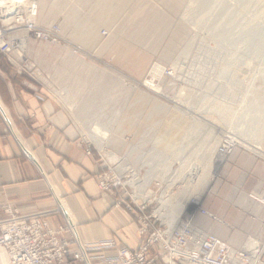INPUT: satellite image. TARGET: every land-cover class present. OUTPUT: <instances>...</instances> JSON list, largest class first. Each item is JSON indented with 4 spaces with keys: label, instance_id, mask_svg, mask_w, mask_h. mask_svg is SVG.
<instances>
[{
    "label": "crops",
    "instance_id": "obj_1",
    "mask_svg": "<svg viewBox=\"0 0 264 264\" xmlns=\"http://www.w3.org/2000/svg\"><path fill=\"white\" fill-rule=\"evenodd\" d=\"M186 3L38 0L37 24H59L63 36L88 57L76 59L58 45L28 39L25 57L37 72L32 78L29 65L12 67L0 55V221L7 219L6 209L25 216L52 212L60 202L81 243L112 239L129 249L139 246L143 238L134 218L97 186L102 165L91 143H103L111 165L125 160L139 167L138 153L131 152L149 147L125 139L134 138L141 118L151 120L149 126L154 121L140 110L141 96L132 83L180 51L188 34L181 19ZM95 118H117V126L96 127ZM202 208L219 222L196 215V228L237 250L247 239L257 240L264 264V147L260 154L235 149ZM48 220L62 223L58 214Z\"/></svg>",
    "mask_w": 264,
    "mask_h": 264
},
{
    "label": "rangeland",
    "instance_id": "obj_2",
    "mask_svg": "<svg viewBox=\"0 0 264 264\" xmlns=\"http://www.w3.org/2000/svg\"><path fill=\"white\" fill-rule=\"evenodd\" d=\"M181 19L188 34L180 51L165 64L151 65L142 80L132 83L141 96L140 110L151 113L154 126L148 125L151 120L141 118L134 138L125 141L149 147L131 152L138 153L139 167L135 168L141 170L140 175L147 173L142 166L146 161L165 162L155 166V176L167 173L171 184L177 186L178 201L186 206L202 193V207L233 153L220 161L214 159L220 142L234 134L241 143L236 149L248 153L260 147L255 153L260 154L264 147V0H187ZM53 25L61 30L58 46L76 59L88 57L63 36L59 24ZM101 36L109 35L101 32ZM26 62L31 65L29 75L35 78L36 68ZM118 77L125 85L131 84L127 77ZM111 105L105 106L114 107ZM91 121L109 130L117 126L118 119ZM81 129L88 142L89 134L83 125ZM90 138L93 140L92 135ZM102 144L99 139L91 143L98 149L99 161ZM248 241L258 242L247 239L242 248Z\"/></svg>",
    "mask_w": 264,
    "mask_h": 264
},
{
    "label": "built area",
    "instance_id": "obj_3",
    "mask_svg": "<svg viewBox=\"0 0 264 264\" xmlns=\"http://www.w3.org/2000/svg\"><path fill=\"white\" fill-rule=\"evenodd\" d=\"M37 2L0 0V55L12 67L28 66V39L54 45L62 42L57 25L44 28L37 24ZM240 146L231 134L219 143L218 149L224 158ZM253 149L254 153L259 151ZM101 151L102 171L97 176V186L134 218L137 233L143 238L139 246L129 249L112 239L81 243L75 236L76 226L60 205L52 212L25 216L6 209L7 219L0 221V249L7 254L9 264H263V247L247 242L237 250L193 225L194 214L212 222L218 220L200 205L183 210L174 190L177 186L171 184L167 173L155 176V166L165 162L146 161L142 166L147 173L140 175L141 170L125 160L111 165L105 158L107 151ZM192 210L195 213L189 214ZM55 214L62 217L57 226L48 220Z\"/></svg>",
    "mask_w": 264,
    "mask_h": 264
},
{
    "label": "bare ground",
    "instance_id": "obj_4",
    "mask_svg": "<svg viewBox=\"0 0 264 264\" xmlns=\"http://www.w3.org/2000/svg\"><path fill=\"white\" fill-rule=\"evenodd\" d=\"M217 3V2H216ZM199 4H200V2H199ZM198 4V5H199ZM214 6V5H213ZM213 9V8H212ZM203 20V19H202ZM200 21V20H199ZM201 23V22H200ZM151 83V82H150ZM150 83H145L144 84V86L145 87H147V88H150V87H152L151 86V84ZM157 92V91H156ZM94 139V138H93ZM105 144V143H104ZM102 148V147H101ZM258 148V147H257ZM212 150H215L214 148L212 149ZM220 152V149H218V151L216 152V150L214 151V154H213V158L214 159H217V161H220L222 158H223V156L219 153ZM212 158V157H211ZM217 161H216V163H217ZM209 167V163H208V166H207V168ZM211 173V172H210ZM209 175V174H208ZM204 192V191H203ZM207 193V192H206ZM202 198H203V195H202V193L201 194H199V193H197L191 200H189V202H188V204H187V206L183 203L182 204V208H183V210L187 207V208H189V207H195V206H197V205H200L201 204V202H202ZM59 205L61 206V204H60V202H59ZM189 214H192V213H190L189 212ZM70 219V218H69ZM71 220V219H70ZM71 222H72V224L74 225V226H76L74 223H73V221L71 220ZM75 236H77V238L79 239V237H78V234H77V230L75 231ZM249 242V241H248ZM249 244L251 245H257L258 246V244L256 243V242H254V241H250L249 242ZM258 248H259V246H258ZM6 255V256H5ZM6 259L8 260V257H7V254L3 251V250H1L0 249V264H6ZM8 263H9V261H8Z\"/></svg>",
    "mask_w": 264,
    "mask_h": 264
},
{
    "label": "water",
    "instance_id": "obj_5",
    "mask_svg": "<svg viewBox=\"0 0 264 264\" xmlns=\"http://www.w3.org/2000/svg\"><path fill=\"white\" fill-rule=\"evenodd\" d=\"M29 159H31V160H33L34 161V159L28 154V156H27Z\"/></svg>",
    "mask_w": 264,
    "mask_h": 264
}]
</instances>
